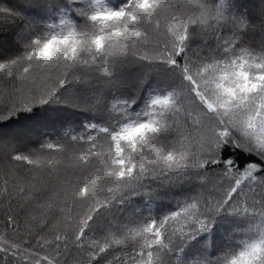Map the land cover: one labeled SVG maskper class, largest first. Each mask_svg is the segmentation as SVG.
Here are the masks:
<instances>
[{"label":"snow or ice","instance_id":"6c2138e0","mask_svg":"<svg viewBox=\"0 0 264 264\" xmlns=\"http://www.w3.org/2000/svg\"><path fill=\"white\" fill-rule=\"evenodd\" d=\"M0 264H264V0H0Z\"/></svg>","mask_w":264,"mask_h":264}]
</instances>
